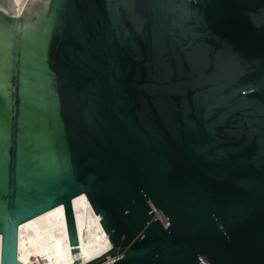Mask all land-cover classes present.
Listing matches in <instances>:
<instances>
[{
    "label": "water",
    "instance_id": "1",
    "mask_svg": "<svg viewBox=\"0 0 264 264\" xmlns=\"http://www.w3.org/2000/svg\"><path fill=\"white\" fill-rule=\"evenodd\" d=\"M60 204L74 264H264V0H0V264Z\"/></svg>",
    "mask_w": 264,
    "mask_h": 264
},
{
    "label": "bare ground",
    "instance_id": "2",
    "mask_svg": "<svg viewBox=\"0 0 264 264\" xmlns=\"http://www.w3.org/2000/svg\"><path fill=\"white\" fill-rule=\"evenodd\" d=\"M13 1L16 11L20 12L28 0ZM72 204L80 257L88 262L110 250L112 243L84 193L74 197ZM1 243L0 235V255ZM18 256L23 264H74L63 204L20 225ZM113 260L108 255L106 262Z\"/></svg>",
    "mask_w": 264,
    "mask_h": 264
}]
</instances>
